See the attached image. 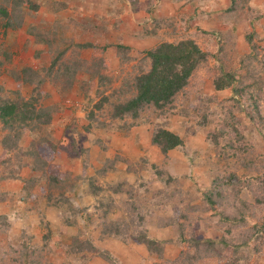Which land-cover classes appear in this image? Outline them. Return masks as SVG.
<instances>
[{"label": "rangeland", "instance_id": "rangeland-1", "mask_svg": "<svg viewBox=\"0 0 264 264\" xmlns=\"http://www.w3.org/2000/svg\"><path fill=\"white\" fill-rule=\"evenodd\" d=\"M186 1L188 14L184 12L182 19L198 22L138 23L141 25L139 32L131 29L134 23L110 26L92 23L80 31L65 29L66 38L72 39L73 43L92 44L97 49L74 46L66 53L65 60L82 59L88 69L78 71L71 91L64 95L53 79L54 72L48 73L52 59L48 47L37 43L28 32L33 27L51 31L55 25L63 28L69 24L51 23L50 20L32 23L36 16L42 18L33 11L24 12L21 22L30 23H20L19 29L4 30L0 23V43L3 42L11 53V61L0 66V97L15 100L18 96L30 101L39 96L34 103L37 109L55 105L59 108L52 114L51 125L41 130L28 131L31 127L20 130L14 136V148L6 151L0 142V169L3 170L7 162L12 171L11 180H0V264H187L186 259H195L196 263L199 256L190 248L191 243H181L178 240L180 229L169 223H177L178 208H185L186 204L195 208L188 215L191 213L199 225L196 230L194 226L183 230L194 231L195 234L187 233V236L194 240L213 236L219 240L230 237L227 229L232 227L234 235L227 240L233 245L240 239H256V233L258 239L241 249L240 258L234 261L237 264H264V83L255 96L256 111L251 109V117L247 114L248 106L237 102L239 98L233 87L222 91L213 87V81L221 73V62L217 57L225 53L220 46L223 42L232 41L235 47L226 72L240 71V60L253 49L246 40L247 35L257 34L252 37V42L262 44L264 0H238L234 8L230 0ZM194 3L198 5V12H202L197 15L198 19ZM11 8L10 3L9 11ZM151 31L156 33L149 35ZM150 38L154 41H144ZM187 38L213 53V57L197 70L169 112L146 113L142 120L131 126L128 119L111 121L108 104L101 109L88 106L83 87L89 88L87 94L92 98V105L102 97L96 95L97 90L102 89L97 87L98 77H92L91 81L89 75L95 61L103 60L106 65L101 70L102 76L116 79L104 92L109 95L123 81L134 77L140 68H148L141 60L145 51L155 44L158 46L161 41ZM119 44L127 48L123 53L126 59L120 52L113 51L114 45ZM103 46L107 49L101 52L98 47ZM250 63L254 68L249 70L264 80V67L257 70L255 63ZM25 70L45 80L39 82L36 91L28 82L17 87L15 77L20 78ZM249 70L242 69L240 74L247 75ZM27 74L32 78L37 76ZM249 80L246 83H250ZM180 110L186 113L185 117L179 115ZM89 111L93 121L87 118ZM74 120L78 121L75 123L77 132L72 129ZM90 122L92 128L87 131L85 127ZM98 122H104L105 126H96ZM157 127L178 133L185 144L167 154L162 153L151 143L152 132ZM69 130L74 133L79 149L74 153L72 147H68L69 151L72 149L71 154L60 148V145L69 146L66 137ZM7 133L0 123V141ZM38 138L42 141L38 142L37 149L46 145L51 156L60 151L54 160L60 177L63 176L64 181H67L65 175L71 177L69 186L51 185L49 193H53L54 198L59 197V207L50 206L39 191L41 185H35L41 173L38 171L41 165L36 159L42 158L34 155V142ZM192 158L195 161L191 163ZM158 171L174 177L177 183L172 186L181 192V196L173 200L167 196L172 191L166 187L169 184L164 176L162 180L157 178ZM40 180L46 179L40 176ZM62 190L64 194L58 195ZM255 199L261 203L257 204ZM243 201L249 208L239 213ZM231 216L235 219L243 217L245 222H222L223 218ZM179 223L185 224V221ZM254 226L262 228V232H256ZM109 228L115 232L119 230L122 236L112 233L102 236L103 229ZM196 232L201 234L196 236ZM143 233L157 240L155 247L161 249L162 255L148 252L145 245H138L131 238ZM75 240L79 243L89 241V245L84 248L80 244L75 252ZM225 251V256L233 257L230 247ZM215 257L219 256L205 257L204 254L197 264L224 263ZM224 264H233V260Z\"/></svg>", "mask_w": 264, "mask_h": 264}, {"label": "trees", "instance_id": "trees-1", "mask_svg": "<svg viewBox=\"0 0 264 264\" xmlns=\"http://www.w3.org/2000/svg\"><path fill=\"white\" fill-rule=\"evenodd\" d=\"M37 1L38 0H1L0 23H2L3 29H19L21 26L20 23H23L21 21L23 20L24 12H36L39 9ZM230 1L231 5H233V8L237 5V3H239L238 0ZM10 3L12 4L13 8H11V10L9 11L8 8ZM55 4L57 12L59 10H63V7H65L62 3ZM12 20L14 21L12 22ZM13 23L15 24L13 25ZM55 23H60V21H57ZM68 28V26L61 28L55 25L53 26V30L46 31L33 27L28 32V34L32 36L37 43H42L48 47V51L52 58L48 73L51 74L52 72H54L53 79L58 84L60 88V93H63V95L64 92L71 91L73 83L77 78L78 71L82 70L83 68H86V61L82 59L65 60L64 57L66 53L74 46L80 49H97L95 45L75 44L73 43L72 39L66 38L64 33L66 31L65 29ZM254 36L258 35H254L253 33H251L246 36V40L252 45L253 49L249 54L244 55L242 57V59L240 60V71L237 72H226L225 69L227 66V62H230V55L235 48L233 42L226 40L222 43V45H220L223 49H225V53H223L224 56L222 54H219L217 57L218 60H220L221 62L219 66V70L221 73L213 81V87L216 91H222L224 89L233 87V92L239 98V101L237 102L246 104V108L248 106L247 114L250 117L252 116L250 115L251 109L253 111H256V106L254 104L255 96L258 95V92L261 90L262 85L264 83V80L262 79V77H260L261 75H255V72L249 70L250 67H253L250 61L255 63V68L257 70L259 67H264V38L262 39V44L257 45V43L252 42V37ZM98 49H100L101 52H104L107 47H98ZM126 49V47L119 44L114 45L113 51L115 53L120 52L121 55L126 59V54H123ZM212 57L213 53L203 50L193 39H181L172 43L165 42L159 44L155 48H151L150 50L145 51V56L141 60L144 65L148 66L146 70L140 68L138 73L134 77H132L129 81H123L119 88L117 90L113 89L109 95H104V92L105 90H107L108 87L111 86L112 82L116 79L115 77H108L107 75L106 77L102 76L101 70L105 69L106 65H103V60L102 62L95 61L93 63L94 70H90L91 72H89V75L91 76V81L94 77H98L97 87H102V89H98L96 95H101L102 97L96 104L92 105V98L89 97L87 94L89 88L87 89V86H85L83 87V91L85 96L87 97L86 99L88 101V106H93V108L95 107L96 109H101L105 104H108L110 107L108 118L111 121H125L128 119V121L131 122L132 126V124L134 125L135 122L142 120V117L146 115V113L147 115H153L154 113L160 115L169 112L170 109L173 108L172 106L176 101L177 96L181 94L184 89L189 85L191 78L195 75L197 70L203 64H206L207 61ZM10 58L11 53L8 51L7 47L4 45L3 42L0 43V66L8 64L11 61ZM55 68H57V70L53 71ZM242 69L249 70L247 72V75L242 76L240 74ZM27 73H33L37 75L36 73L30 70L23 71V74L20 77L21 79L15 77L17 79V87L20 88L19 86L23 82H28L30 85H32L33 91H36L38 89L39 82L43 83L45 80L40 79L38 75L35 78H32ZM36 79L38 82L36 81ZM246 80H249L250 83H246ZM234 83H236V86H234ZM83 85H87V82H83ZM252 90H254V93L252 92ZM38 97L39 96H35L30 101H24L22 98H18V96L15 98V100H8L0 97V123L3 125V128L8 131V133L5 135L4 138L1 139L0 142L2 143L6 151H8L9 148H14V136L19 134L20 130L26 129L27 127H31L32 129L28 131H33L34 129L41 130L44 126L51 125L53 118L52 114L54 111H58L59 108L57 105H55L47 107L45 109H37L34 103L38 101ZM179 115H181V117H185L186 113L183 112V110H180ZM87 118L93 121L92 112H88ZM73 122L74 126L72 127V129L77 132L75 128V123H77L78 121L74 120ZM96 126L102 127L105 126V123L98 122ZM89 128H92L91 122L86 125L85 130L88 131ZM73 135L74 133L71 134L70 130L69 133H67L66 135L68 142L72 145H60V148L62 147L61 150H63L65 153H73L70 152L72 149L74 150V153L79 150L76 147L77 139ZM41 139L42 138H38L34 142V155L36 156V154H38L42 156V158L37 157L36 159V161L39 162L41 165L40 166L38 164V167L40 166L38 171L41 173L38 176L37 181H35V185H41L39 191H41V195L45 197L46 201L50 204V206L52 205L59 207V203L61 202L60 199H58L59 197L54 198L52 197L53 193H49V191L51 190V185L69 186L71 184V177L65 175V179L67 181H64V179H62L63 176L60 177L61 172L55 167L54 160L55 156L59 155V150L53 153L55 155L52 154L51 156V152L47 148H45L46 145L41 146L39 149H37L36 146L39 141H42ZM151 143L159 147L160 151L164 154H167L169 151L175 150L185 144L184 140L180 137L178 133L169 131L165 127H157L152 132ZM68 147H72V149L69 151ZM50 148H54V146L50 145ZM245 151H247V149L244 147L243 152ZM190 161L192 163L195 160L194 158H192L190 159ZM1 162L3 163L4 161ZM4 164L5 165L3 170L0 169V180H11L12 171L9 167L10 164H7V162ZM69 172L71 171L69 170ZM6 173H8V175H5ZM40 176H43V178H45L46 180H40ZM163 176L166 178V181L169 184L166 187L169 191H172L167 196L171 198V200L178 197L179 195L181 196V192L175 189L174 186H172L177 183L174 177L167 173H163L162 171H158L157 178L159 180H162ZM31 185H34V183H32ZM189 188L188 191L186 189L187 194L190 192ZM63 190L58 195H60L61 193L64 194ZM98 191L99 189L97 188V192ZM166 193L167 192L165 191L164 195ZM164 195L162 194L161 198H163ZM255 201L257 204L261 203V201L258 199H255ZM168 202L169 201L167 200L166 203ZM241 204L242 208L238 209L239 213H242L246 208H249V205L246 204L244 201ZM254 205L257 206L256 204ZM178 209H180V213H178L179 217L177 219V223H175V221H171L169 223L171 224V227L174 228L175 226H177V228L180 229L178 240H180L181 243H191L190 248L195 250L197 255L199 256L196 263L195 259H193L192 261H187L186 259V262H189L187 264H197V262L203 260L204 254L205 257L219 256L215 257V260L220 259L221 261H224V263L228 262L229 260H233V264H237L234 259L240 258V250L249 247L252 243L255 242L256 239H258V235L254 233V238H256L254 240L240 239V242L238 243H235L233 245L229 244V238L234 235L231 230L232 227H229L227 229V233H229L230 237L224 236L221 239L217 240L213 236H209L207 238H201V240L197 238H195L194 240L193 238L187 236L188 231L183 232V230H187V228L192 229L193 226L195 230L198 229L199 225L192 219L193 217L191 213L188 215L189 212H192V209L193 211H195V208H192L190 204H186L185 208L183 206H181L180 208L179 206ZM182 220L185 221V224L179 223V221ZM222 222H236L242 224L245 222V219L243 217L235 219V217L231 216V218H223ZM231 226H234V224ZM254 230L256 232H262V228L256 226H254ZM111 233L118 234L121 236L123 234L119 230L115 232V229L109 228L105 230L103 229L101 235L106 236ZM188 234L192 236L195 233L193 231L192 233ZM199 234L201 233L196 232V236H199ZM131 238H134L133 240L138 245H145L148 252L158 253L159 255H162L161 249H156L155 247V244L157 242L156 239L150 238L145 234L138 237L131 236ZM73 244L75 245L76 252V250L80 247V244H82L84 248H87L89 245V241L79 243L75 240ZM228 247H230L231 252H233V257L231 255H229V257L224 255L227 253L226 251L223 252V250L227 249ZM217 251H221L223 253L221 254L219 252V254L217 253ZM84 252L86 253V251ZM176 262L179 263L178 261Z\"/></svg>", "mask_w": 264, "mask_h": 264}, {"label": "crops", "instance_id": "crops-1", "mask_svg": "<svg viewBox=\"0 0 264 264\" xmlns=\"http://www.w3.org/2000/svg\"><path fill=\"white\" fill-rule=\"evenodd\" d=\"M55 3H62L65 6L64 9L56 12V7L53 8ZM187 3L186 0H38L39 9L35 13L41 15L42 18L36 16L32 23H47L49 20L51 23L62 21V23L69 24V28H76L78 31L87 29V26L92 23H107L109 26L113 23H134L131 25V29L139 32L141 25L138 23L198 22L197 20L182 19L183 15L185 17V14H188L185 10L188 7ZM197 6L195 4L196 17L202 15L200 10L198 12ZM49 7L51 8L49 9ZM23 23L30 22L24 20ZM155 33V31H151L149 35ZM152 40L150 38V40L145 39L144 41ZM165 42L176 41L166 40L159 44ZM156 46L155 44L153 48Z\"/></svg>", "mask_w": 264, "mask_h": 264}]
</instances>
